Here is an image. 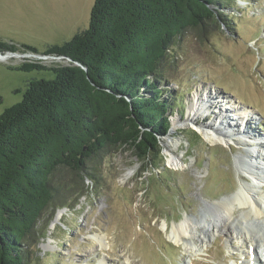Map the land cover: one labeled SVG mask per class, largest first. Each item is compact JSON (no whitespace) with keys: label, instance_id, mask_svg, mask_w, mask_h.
Returning a JSON list of instances; mask_svg holds the SVG:
<instances>
[{"label":"rangeland","instance_id":"obj_1","mask_svg":"<svg viewBox=\"0 0 264 264\" xmlns=\"http://www.w3.org/2000/svg\"><path fill=\"white\" fill-rule=\"evenodd\" d=\"M93 1L0 0V39L16 47L0 53L18 55L0 60V114L22 99L28 81L55 76L50 69H17L22 63L67 64L66 59L45 56L44 51L87 28ZM226 3L214 25L188 29L170 50L171 61L162 71L160 87L165 89L164 97H177L178 108L170 116L168 135L159 136L161 150L138 159L121 147L108 151L99 162H90L97 180L82 173L84 194L75 191L67 205L54 214L51 210L42 214L25 248L26 264H256L245 249L237 250L236 240L233 248L228 246L221 233L224 227H216L210 240L205 237L201 249L200 239L188 244L196 253L185 250L189 246L184 243L190 239L174 243L169 237L172 225L185 216L206 214L217 220V202L229 198L240 183H251L235 165V157L245 155V145L235 136L225 142L195 132L194 127L222 116L210 112L214 102L220 107L235 103L238 110L247 111L251 118L247 127L264 139V0ZM202 92L210 100V111L196 122L188 120L194 93ZM169 151L181 163L170 165ZM55 174L61 183L72 182L70 173ZM258 192L264 195V176ZM62 209L64 213L51 226ZM237 209L228 223L242 214V208ZM249 218L263 240L256 252L264 264V215ZM164 221L167 227L162 229ZM93 234L104 235L106 246L100 247L90 237Z\"/></svg>","mask_w":264,"mask_h":264},{"label":"trees","instance_id":"obj_2","mask_svg":"<svg viewBox=\"0 0 264 264\" xmlns=\"http://www.w3.org/2000/svg\"><path fill=\"white\" fill-rule=\"evenodd\" d=\"M226 1L94 0L87 28L44 51L67 64L17 67L55 76L28 81L0 114V264H26L42 214L84 194L82 173L97 180L90 162L121 147L138 159L161 150L178 108L160 87L170 50L188 29L214 25ZM0 51L16 47L0 39ZM60 170L71 183H61Z\"/></svg>","mask_w":264,"mask_h":264},{"label":"bare ground","instance_id":"obj_3","mask_svg":"<svg viewBox=\"0 0 264 264\" xmlns=\"http://www.w3.org/2000/svg\"><path fill=\"white\" fill-rule=\"evenodd\" d=\"M3 59L4 58L0 56V60ZM203 92L201 94L194 93L188 112L189 115L191 114V117H188V120L196 122L197 118L206 116L205 114L210 111V100L204 97L205 95ZM205 92L207 93L208 91ZM214 103L215 106H213V108L215 109L210 112L218 111L222 116L218 117L212 123L206 122L200 126L193 127L195 130L197 129V131L201 132V134L203 133L205 137L228 142L232 140L233 136H235L237 141H240L241 144L245 145V155L240 157L236 156L235 165L244 177L247 176L250 178L251 183L248 181L240 183L238 188L233 194H231V196H229V198L217 202V220L211 219L212 217H209L210 219L206 218V214H203L199 218L185 216L182 221L172 225L169 237L174 243H182L183 241L190 239L188 242L184 243L185 247L189 246L188 244L191 242L196 243L198 239H200V247H198L201 249L204 247L202 241L205 237L207 240H210V235L214 233V230L217 231L216 227H224V231L221 233H223L226 241H228L227 243L230 248L234 247L233 242L236 240L239 244L237 247L238 251L245 249L248 255L253 253V260L255 263L262 264L257 257L256 248L260 246L263 240L258 233V226L256 227L257 224L255 225V223H249L248 221L250 216H254L257 219L264 215V195H261L258 192V189L262 187V179L264 176V153H262L264 152V139L247 127L251 120L247 111L238 110V105L235 103H233V105L232 103H229L225 107H220L217 102ZM222 112L225 113L227 119ZM228 112L232 113L228 115ZM243 137H245V139ZM247 139H249L248 142L246 141ZM173 154L174 153L169 151L167 159L170 165L176 166L181 163V158L174 156ZM237 208H242V214L240 217L237 215L238 218L235 221L228 223ZM63 213V209L58 210L50 222V225L54 226L57 219H59ZM166 227L167 224L164 221L161 228L165 229ZM222 228L218 230L221 231L223 230ZM197 231H199L200 235H203V238L199 237L200 235L197 234ZM255 233L257 236H254ZM90 237H92L100 247L106 246L104 235L93 234ZM188 249L190 251H188ZM185 250L187 252L194 251L195 253L198 251L197 249L194 250L193 248H190V246L189 248H185ZM262 255H264V247L262 248ZM233 257H235L234 254Z\"/></svg>","mask_w":264,"mask_h":264},{"label":"water","instance_id":"obj_4","mask_svg":"<svg viewBox=\"0 0 264 264\" xmlns=\"http://www.w3.org/2000/svg\"><path fill=\"white\" fill-rule=\"evenodd\" d=\"M10 55H15L14 53H12V52H8V53H5V54H2V53H0V56L2 57V58H4V57H6V56H10ZM45 56H47V55H45ZM170 132V128H169V130H168V132H167V134L165 135V136H167L168 135V133ZM195 132H198L197 130H195ZM199 133V132H198ZM196 134V133H195ZM203 136V135H202ZM163 136H161L160 138H162Z\"/></svg>","mask_w":264,"mask_h":264},{"label":"built area","instance_id":"obj_5","mask_svg":"<svg viewBox=\"0 0 264 264\" xmlns=\"http://www.w3.org/2000/svg\"><path fill=\"white\" fill-rule=\"evenodd\" d=\"M48 56L51 57V58H54V59L56 58V57H53V56H50V55H48Z\"/></svg>","mask_w":264,"mask_h":264}]
</instances>
